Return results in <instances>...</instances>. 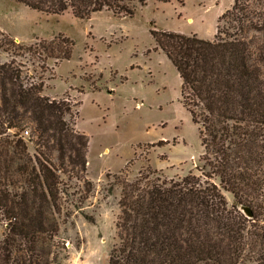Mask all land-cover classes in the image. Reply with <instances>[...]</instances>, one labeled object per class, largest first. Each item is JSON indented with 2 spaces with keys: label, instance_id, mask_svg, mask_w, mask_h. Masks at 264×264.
I'll list each match as a JSON object with an SVG mask.
<instances>
[{
  "label": "trees",
  "instance_id": "16d2710c",
  "mask_svg": "<svg viewBox=\"0 0 264 264\" xmlns=\"http://www.w3.org/2000/svg\"><path fill=\"white\" fill-rule=\"evenodd\" d=\"M15 1L48 13L70 8L83 18L104 8L131 15L148 0ZM151 33L181 78L202 164L200 174L178 179L150 168L132 180L116 176L118 241L107 264H264V0H233L211 39ZM72 47L62 33L24 44L0 30V54L8 55H0V264H67L55 214L63 176L92 184L84 178L89 138L76 128V104L42 93V72L47 59L70 58ZM25 54L41 62L36 80L15 60Z\"/></svg>",
  "mask_w": 264,
  "mask_h": 264
},
{
  "label": "rangeland",
  "instance_id": "374dc122",
  "mask_svg": "<svg viewBox=\"0 0 264 264\" xmlns=\"http://www.w3.org/2000/svg\"><path fill=\"white\" fill-rule=\"evenodd\" d=\"M233 0H148L131 15L108 9L76 17L70 8L48 13L15 0H0V30L30 44L62 33L72 39L70 58L45 62L43 94L68 97L78 109L76 128L88 135L84 178L61 185L57 239L67 264H107L118 241L121 186L147 169L178 179L200 174L197 125L181 101V78L157 46L151 29L196 33L211 39L219 16ZM1 59H8L1 53ZM15 60L36 80L41 62L29 54ZM28 136L30 124L26 126ZM163 140V141H159ZM30 152L34 145L28 141ZM228 203L233 202L224 191ZM5 223L0 221V239ZM243 264H257L247 260Z\"/></svg>",
  "mask_w": 264,
  "mask_h": 264
},
{
  "label": "water",
  "instance_id": "95a60500",
  "mask_svg": "<svg viewBox=\"0 0 264 264\" xmlns=\"http://www.w3.org/2000/svg\"><path fill=\"white\" fill-rule=\"evenodd\" d=\"M240 209L243 211V213L248 216V217H252L253 215V211L250 205L247 204H241L240 205Z\"/></svg>",
  "mask_w": 264,
  "mask_h": 264
},
{
  "label": "built area",
  "instance_id": "2783aa9c",
  "mask_svg": "<svg viewBox=\"0 0 264 264\" xmlns=\"http://www.w3.org/2000/svg\"><path fill=\"white\" fill-rule=\"evenodd\" d=\"M23 134L27 135L28 134V130L27 129L23 130Z\"/></svg>",
  "mask_w": 264,
  "mask_h": 264
}]
</instances>
